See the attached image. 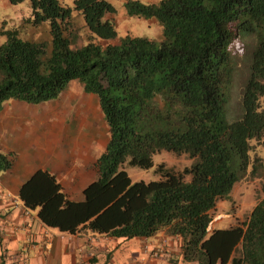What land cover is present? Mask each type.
<instances>
[{"label":"trees","instance_id":"1","mask_svg":"<svg viewBox=\"0 0 264 264\" xmlns=\"http://www.w3.org/2000/svg\"><path fill=\"white\" fill-rule=\"evenodd\" d=\"M12 3L22 0H10ZM33 22L48 21L51 46L0 29V107L8 98L41 102L71 79L97 95L108 140L96 159L98 176L84 198H67L56 176L35 170L19 196L39 219L62 231L81 227L126 238L164 230L181 240H264V167L260 194L242 221L208 229L218 198L247 171L249 151L264 136V0H125V12L155 18L162 37H117L110 0H29ZM72 10L84 18L86 42ZM236 36L249 53L241 87L242 113L225 115L239 65ZM116 41H111L115 39ZM242 84V83H241ZM161 149L193 159L182 169L158 163L161 177L132 182L120 164L153 166ZM12 164L0 150V170ZM181 258L198 264H264V241H181Z\"/></svg>","mask_w":264,"mask_h":264},{"label":"crops","instance_id":"2","mask_svg":"<svg viewBox=\"0 0 264 264\" xmlns=\"http://www.w3.org/2000/svg\"><path fill=\"white\" fill-rule=\"evenodd\" d=\"M148 19L151 25H158L155 18ZM82 89L81 83L71 79L55 98L36 103L18 98L2 102L0 150L11 154L12 164L0 170V240H181L164 230L130 238L88 227L70 233L43 223L39 207L23 204L19 188L37 169L53 173L71 200L83 199L84 187L97 178L95 162L108 140V126L98 98ZM73 100H79L76 109ZM219 216L212 218V228ZM24 260L25 264L185 262L181 241H0V264H24Z\"/></svg>","mask_w":264,"mask_h":264},{"label":"rangeland","instance_id":"3","mask_svg":"<svg viewBox=\"0 0 264 264\" xmlns=\"http://www.w3.org/2000/svg\"><path fill=\"white\" fill-rule=\"evenodd\" d=\"M60 1L70 6L73 5V0ZM124 1L125 0H111L116 7L115 24L118 33L117 37L129 32L134 35L155 37L159 40L162 37L159 31V28L161 30V26L159 24L151 25L148 18L137 15H128L125 12ZM141 1L154 2L158 0ZM72 16L75 25L79 27L81 32V39L79 42L85 43L87 33L84 25V18L82 14L76 10H72ZM1 28H15L17 29L18 35L22 38L29 40H43L51 46L52 36L49 31V23L48 21H42L40 23L33 22L29 0H22L15 3H12L10 0H0V29ZM5 38L6 35L0 34V44L5 40ZM111 41L115 42L116 38ZM232 50L238 54L241 59H239L238 68L234 73L232 84L229 87V98L225 109V115L229 121L239 117L242 113V80L249 70V68L246 67V63L249 62V53L246 52V47L243 44L241 37H235L232 44ZM75 82L80 84L77 79H75ZM82 92H84L83 89ZM86 93L89 94V92ZM94 95L97 97L96 94ZM77 102H79V100H73L71 103L72 107H75L74 109L77 108ZM103 131H105V128ZM250 142L254 146H252L249 151L250 162L247 166L246 173L234 183L228 197L217 199L215 208L212 210L214 216L220 214V219L215 223L216 228H226L245 219L256 203L258 195H261L260 187L263 180V174L262 176H252L251 171L254 163H258V161L255 160L256 156H260L262 158L261 160L264 167V136L259 142L255 138L250 139ZM152 158L154 164L148 168L131 165L128 162V158L120 164V168L126 170L132 182L140 179L150 181L161 177L160 173L155 171V167L158 163L163 162L167 166L182 169L184 166L190 165L193 161V159L186 153L176 154L173 151L166 149L156 151ZM211 228L212 227L209 225L208 229ZM184 264L198 263L184 262Z\"/></svg>","mask_w":264,"mask_h":264},{"label":"built area","instance_id":"4","mask_svg":"<svg viewBox=\"0 0 264 264\" xmlns=\"http://www.w3.org/2000/svg\"><path fill=\"white\" fill-rule=\"evenodd\" d=\"M24 264H25V260H24Z\"/></svg>","mask_w":264,"mask_h":264}]
</instances>
